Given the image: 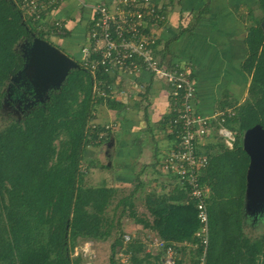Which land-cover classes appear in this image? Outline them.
<instances>
[{"label":"trees","instance_id":"trees-1","mask_svg":"<svg viewBox=\"0 0 264 264\" xmlns=\"http://www.w3.org/2000/svg\"><path fill=\"white\" fill-rule=\"evenodd\" d=\"M211 1L205 0L193 21L184 24L183 20L180 31H192L210 10ZM256 1L263 17L248 16L241 64L250 77L247 96L232 104L234 114L225 121L236 131V141L227 148L215 135L202 148L208 157L199 174L200 183L208 188L209 243L204 264H264V232L251 237L245 230L250 156L243 148V135L256 124L264 128V0ZM36 36L62 45L31 22L18 0H0V264H81L72 254L79 239L110 238L104 264H163V252L147 251L152 238L129 234L125 241L124 216L175 245L182 253L177 264H186L188 250L191 264H199L203 247L195 232L200 219L195 201H186L185 190L172 185L169 193L149 192L145 196L149 216H141L134 202L139 184L119 195V187L83 180L88 146L105 140H98L99 129L91 127L93 113L99 105L113 109L123 105L93 94L92 76L79 55L73 57L79 66L70 69L59 88L50 89L44 100L22 103L18 117L2 121L8 83L25 62L19 43ZM61 134L65 138L58 147L55 142ZM187 243L198 247L189 248ZM119 252L127 256L126 262L116 256Z\"/></svg>","mask_w":264,"mask_h":264},{"label":"crops","instance_id":"crops-1","mask_svg":"<svg viewBox=\"0 0 264 264\" xmlns=\"http://www.w3.org/2000/svg\"><path fill=\"white\" fill-rule=\"evenodd\" d=\"M110 1L64 0L56 16L64 19L67 27L65 34L57 40L65 43L67 50L80 48L87 41L93 12L90 6ZM154 2L161 9H167V21L160 28L164 48L161 53L189 65L190 76L197 88V109L206 116H212L233 109L236 101H243L250 81L241 68L246 55L244 40L249 24L241 10L246 1L212 0L208 13L201 17L192 31L185 32L180 31L181 23L183 20L184 24L193 21L194 14L203 7L205 0ZM167 42L170 43L168 49ZM138 79L146 91L130 98L121 93L120 101L114 100L121 103L122 108L99 105L95 122L99 125L111 123L113 128L100 144L88 146L84 170L85 173L102 172L100 181L91 183L94 186L105 184L121 188L133 182L139 184V188L147 189V194L169 193L173 188L171 179L159 169L174 141L168 124L171 117L168 86L148 73H143ZM130 82V79L123 81L119 90L130 91Z\"/></svg>","mask_w":264,"mask_h":264},{"label":"built area","instance_id":"built-area-1","mask_svg":"<svg viewBox=\"0 0 264 264\" xmlns=\"http://www.w3.org/2000/svg\"><path fill=\"white\" fill-rule=\"evenodd\" d=\"M63 1L18 0V4L31 22L47 36L58 38L65 34L67 27L66 21L56 16ZM90 8L93 11L91 22L87 41L79 49V62L92 76L93 94L118 101L121 93L127 98L138 96L146 91L138 79L143 73L163 80L168 86L171 104L168 124L174 141L159 169L170 177L172 185L185 190L186 201L196 203L200 227L195 235L203 247L199 264H204L209 243L208 188L200 183L199 174L207 165L208 157L202 148L215 135L227 148L234 146L236 131L225 124L227 116L234 111L231 109L206 116L197 109V88L190 76L189 65L161 53L164 48L160 28L167 21V14L154 0H111L109 3L92 4ZM127 79L131 80L130 91L119 90L121 83ZM93 114L96 115V112ZM90 121L93 129H99L98 140L113 128L111 123L99 125L93 118ZM124 239L128 241L129 234H125ZM186 246L198 247L193 243ZM147 251L163 252V264H177L182 256L175 245L157 237L147 243ZM184 260L186 264H191L189 257L187 260L184 257Z\"/></svg>","mask_w":264,"mask_h":264},{"label":"rangeland","instance_id":"rangeland-1","mask_svg":"<svg viewBox=\"0 0 264 264\" xmlns=\"http://www.w3.org/2000/svg\"><path fill=\"white\" fill-rule=\"evenodd\" d=\"M178 1V0H177ZM202 1V0H201ZM246 3L242 5V16L248 22H251V18H248L249 14H252L253 17H263V12L259 9L258 3L256 0H245ZM179 3V2H178ZM179 5V4H178ZM262 24L264 26V18L262 20ZM58 42V40H56ZM24 41L19 43V46ZM57 46V45H56ZM60 46V45H58ZM65 48V43L62 42V46ZM61 49V48H60ZM79 47H74L71 52L65 51L68 55L73 57H78L79 55ZM78 60V59H77ZM9 84V83H8ZM9 85L7 89L9 91ZM19 102L17 99L11 97L9 94L6 97L5 108L2 112V121H8L10 117H18L20 115L17 110L19 106ZM65 138V134H61V136L56 140V146L59 147L61 141ZM97 172H88L85 173L83 180L88 184H95L100 181V177L102 172L100 170H96ZM111 180V178H110ZM90 182V183H89ZM118 183V182H116ZM135 185V183L131 182L129 186H122L120 189L121 194H126L129 190ZM147 194V189L139 188L135 194L134 202L135 208L139 215L141 216H149L147 208L145 206V196ZM255 199H250V201L246 200V219H245V230L251 237H258L264 232V199H260L259 196H254ZM257 198V199H256ZM123 228L126 233L130 234V236H135L137 238H142L147 235V237L155 238L154 232L152 233L150 230H144L142 225L137 224L132 218L124 216L122 220ZM112 242V238L106 241H86L79 239L77 241L76 247L73 251V256L80 258L81 264H104L108 261L110 255V244ZM116 256L122 262H126L127 256L119 252ZM185 259L189 257L188 251L184 254Z\"/></svg>","mask_w":264,"mask_h":264},{"label":"water","instance_id":"water-1","mask_svg":"<svg viewBox=\"0 0 264 264\" xmlns=\"http://www.w3.org/2000/svg\"><path fill=\"white\" fill-rule=\"evenodd\" d=\"M24 57L19 75L30 80L34 95L42 91L48 96L50 89L61 86L71 68L79 66L65 51L38 36L33 38ZM243 148L250 156L246 200L255 199L254 196L264 199V128L260 124L244 132Z\"/></svg>","mask_w":264,"mask_h":264},{"label":"flooded vegetation","instance_id":"flooded-vegetation-1","mask_svg":"<svg viewBox=\"0 0 264 264\" xmlns=\"http://www.w3.org/2000/svg\"><path fill=\"white\" fill-rule=\"evenodd\" d=\"M31 42H32V40L31 41L24 40V42L20 45L23 56H24L25 52L28 50ZM60 48L63 51L71 52L70 50H67L66 47L65 48L60 47ZM19 72H20V70L11 78V80L8 84L10 86L8 94L11 97L15 98V100L17 99L18 101H20L19 106L17 108V110L20 113V111H21L20 105L22 103L27 106L30 103L35 102L36 100H44L45 97H47V95L42 91H37L36 94L34 95V92L30 88V87H32L30 80H27L26 77H24L23 75H19Z\"/></svg>","mask_w":264,"mask_h":264}]
</instances>
